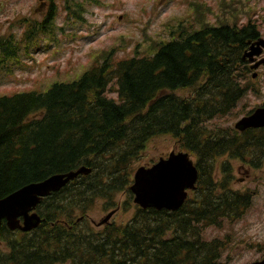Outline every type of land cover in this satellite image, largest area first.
<instances>
[{"label":"trees","instance_id":"trees-1","mask_svg":"<svg viewBox=\"0 0 264 264\" xmlns=\"http://www.w3.org/2000/svg\"><path fill=\"white\" fill-rule=\"evenodd\" d=\"M89 3L100 5L66 0L67 20L86 21ZM49 5L43 20L21 21L19 37L0 36V58L45 38L57 42L56 28H64ZM190 6V23L166 28L171 41L145 34L143 54L138 44L117 60L112 47L78 81L0 97V200L54 175L91 170L41 201L37 229L12 232L3 222L0 264H221L232 236L206 240L204 233L241 220L254 197L232 189L226 168L216 178L214 161L230 148L229 128L217 121L246 97L244 56L260 29L252 19L242 23L250 14L240 0H220L219 15L205 2ZM160 136L191 154L196 189L176 212L136 206L126 224L97 227L89 212L100 200L118 211L119 195L133 197L132 163ZM251 246L264 254V243Z\"/></svg>","mask_w":264,"mask_h":264},{"label":"rangeland","instance_id":"rangeland-1","mask_svg":"<svg viewBox=\"0 0 264 264\" xmlns=\"http://www.w3.org/2000/svg\"><path fill=\"white\" fill-rule=\"evenodd\" d=\"M0 0V36L17 34L19 37L24 26L23 19L41 21L46 16L49 4L58 8L55 23L57 42L48 38L32 46L20 47L13 53L8 52L0 58V97L21 93H46L51 86L59 83L78 81L89 71L97 56L112 47L118 48L117 60L133 56V51L141 44L140 51L146 52L145 34L158 41H171L168 27L180 22L192 21L193 2L211 5L220 14V0H98L100 5L88 4L86 21H68L63 10L66 0ZM85 1V0H77ZM250 16L244 15L242 23L249 19L264 23V0H240ZM120 17L122 19L120 20ZM216 18L211 17L214 22ZM146 44V45H145ZM117 98V96L111 95ZM233 116L218 120L217 123L228 127L234 122ZM175 140L170 136H160L151 140L141 156L132 163L134 172L142 166H150L178 151ZM134 174V173H133ZM250 189L260 190L254 205L238 224H225L223 230L210 228L204 233L206 240L223 239L232 236L231 247L226 251L221 264H250L262 259V255L252 244L264 242V173H256ZM128 193L119 195L117 202L121 208L111 218V222L126 224L136 211L133 197ZM129 205L127 210L122 208ZM107 201L100 200L89 212L92 223H99L108 213ZM120 207V206H119ZM108 210H111L109 207ZM263 254V253H262Z\"/></svg>","mask_w":264,"mask_h":264},{"label":"water","instance_id":"water-1","mask_svg":"<svg viewBox=\"0 0 264 264\" xmlns=\"http://www.w3.org/2000/svg\"><path fill=\"white\" fill-rule=\"evenodd\" d=\"M122 17H120V20ZM264 45V40L260 43ZM252 47L244 59L259 54V45ZM257 68V66H255ZM255 123L244 119L239 123L243 128L264 127V110L254 117ZM247 122V123H246ZM90 169L81 168L66 174L54 175L44 181L29 184L0 200V227L5 221L11 231L20 230L29 233L42 222L36 209L41 201L81 175H89ZM199 171L189 153L172 151L167 158H161L151 167H140L134 174L130 187L134 203L141 209L153 208L176 212L188 198L189 191L196 189ZM115 212L110 213L97 225L108 223ZM250 264H264V260Z\"/></svg>","mask_w":264,"mask_h":264},{"label":"flooded vegetation","instance_id":"flooded-vegetation-1","mask_svg":"<svg viewBox=\"0 0 264 264\" xmlns=\"http://www.w3.org/2000/svg\"><path fill=\"white\" fill-rule=\"evenodd\" d=\"M42 2L44 1L42 0ZM255 24L260 29L258 40L260 44L261 40L264 39V23L256 22ZM263 61L264 45L260 44L259 54L254 55L252 59H247L246 97L232 111L233 120L231 122H234L228 126V145L230 148L224 155L216 157L214 161L217 179L224 174L226 168L230 172L232 189L242 194L249 193L255 197L260 194V190L250 189V185L255 182L256 179L252 178L256 173H264V127L245 129L243 126H239V123L248 119L250 121L247 122L254 124V117L257 116L258 112L264 110ZM258 64L260 66L253 68Z\"/></svg>","mask_w":264,"mask_h":264}]
</instances>
